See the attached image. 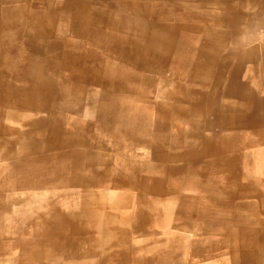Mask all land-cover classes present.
Returning a JSON list of instances; mask_svg holds the SVG:
<instances>
[{"label":"rangeland","instance_id":"1","mask_svg":"<svg viewBox=\"0 0 264 264\" xmlns=\"http://www.w3.org/2000/svg\"><path fill=\"white\" fill-rule=\"evenodd\" d=\"M69 2L0 0V264H264V137L257 143L253 132L232 119L238 129L231 131L234 149L192 154L220 130L158 109L168 108L158 87L173 90L185 105L204 107L219 93V82L224 91L235 88L231 74L216 66L219 58L225 71L230 64L216 57L215 35L234 31L216 24L214 17L222 15L216 14V0ZM241 3L253 22L240 25L238 38L243 33L241 38L259 45L264 16ZM32 18L44 22L45 42L29 39ZM81 28L91 30V41ZM100 33L111 36L110 44L123 39L143 49L134 61H124L99 46ZM63 51H90L85 65L123 80L124 89L108 93L99 87L90 97L75 93L70 72L57 61ZM256 73L250 82L263 97L264 72ZM237 98L225 95L217 105L244 119L250 101ZM39 120L59 126L70 135L62 139L72 142L58 144L55 133H37L42 130L32 124ZM14 131L31 132L32 143L13 141ZM233 157V166L217 167L218 160ZM249 165L257 176L250 182ZM230 171L244 189L252 188L250 196L233 189ZM153 178L155 184L141 192L122 186L124 180ZM254 185L262 190L257 193ZM123 249L126 261L116 258Z\"/></svg>","mask_w":264,"mask_h":264},{"label":"bare ground","instance_id":"2","mask_svg":"<svg viewBox=\"0 0 264 264\" xmlns=\"http://www.w3.org/2000/svg\"><path fill=\"white\" fill-rule=\"evenodd\" d=\"M69 1L70 0H68V2ZM69 5H71V7L74 6L73 4H69ZM75 7H78V6H75ZM134 7L136 9H133V12H136L137 9H138L137 5L135 4ZM226 8L227 9H231L230 10L231 12L235 11L234 5L233 6H227V7L226 6L225 7H221L220 6V8H218V9H221L219 11V13H226V12L222 11L223 9H226ZM84 9H85V5L78 7V10H84ZM66 12H67V9L65 8L60 13V15L65 16ZM242 16H243V14H234V15L222 14V15H220V17H216V16L214 17V20H215L216 24L219 23L220 25H225V26H227L229 28L231 26H233L232 28L234 29V31H229V32L228 31L227 32L220 31L221 33L218 35V37L215 35L214 39L218 40L217 42H220L221 39L225 41L223 43L221 42L222 43V47L230 44L229 40H231V39H233L232 41H235L234 43L236 45L249 44L250 40H248L247 38H241L243 33H241L239 35L240 38H238V33H237V30L235 29V27H238L239 25H242V24H243L242 26L248 27V25H249L248 21L244 20V18ZM215 18L217 19V21H216ZM31 22L32 23L30 25L29 39H34V40L39 39L42 42H45L46 40H48L49 36L46 34V31H44V29H45L44 22L42 20H37L36 18H32ZM18 24L17 25L19 26V28H21V23H18ZM85 30L86 29L81 28V32L82 33H84ZM21 31H22V29H18L17 30V32H19V33ZM88 32L90 33V41H91V34L92 33H91V30L89 31V29L87 28L86 34H88ZM109 34L111 35V33H109ZM106 35L107 34L100 33V34H98L96 36V38L100 42L99 46H102L104 51H109V52L113 51V52L118 53L119 56H122L125 59L124 61H127V62L134 61L136 56H138V54L140 53V50L143 49L135 41L134 42L133 41H129V42L127 41L126 42L123 39H121V40L117 39L118 40V41L116 40L117 42L110 44V42H113L114 40H111V36L107 37ZM234 36H235V39H234ZM216 40H215V42H216ZM28 44H30V43H28ZM212 47H213V45H212ZM36 52H39V51H36ZM250 52H251V55H255V51L254 50L253 51L250 50ZM59 55L60 56H58L57 61L60 60V62L64 66V68H66V70L70 72L69 81H70L71 87L74 88V92L75 93H82V94H85V96L90 97L91 92L93 94L96 90H98L99 87L102 89V91H103V89H106L108 93L112 89H117V90H118V88H120L121 90L124 89L123 80H121V79H113L111 77H107L106 75H104V73L101 71L100 68L92 66V65L90 67H89V65L88 66L85 65V60L88 57L91 56V52L90 51H88L87 54H82L81 52H76V51H63V52L59 53ZM244 56H246V55H244ZM71 72H72V75H71ZM121 82L123 84H121ZM145 83L147 85H149V86H152V85L154 87L157 86L155 84L156 81L152 82L153 84L149 83L147 81H145ZM103 84H105V85H103ZM176 89L178 90V88H176ZM32 90L34 92H36V93H39V91H40L39 89H35V88H32ZM158 90H159L158 92L161 95L160 97L163 98L165 100V102L167 101V103H163V104H166L168 106L167 109L166 108L164 109V106L162 104L158 106L159 113L163 114L164 116L167 115L170 111H173V110L178 112L179 114L183 115V117L188 114L189 118L191 120H193V124L196 125V126H198V125L200 126V125L204 124L203 121L204 122L206 121V123H209L210 126L208 127V129H210L212 127L221 128L220 124L228 126L229 123H233L234 122V123L238 124V122H239V120H236L235 118H229V114H227V113L222 116L224 110L222 109V107L220 109V107L217 105V104L221 105V103H220L221 99H220V97H217L215 94H213V95H211L209 97L212 100H209V99L207 100L209 106L206 105L204 107L203 105H199L198 106L197 104L194 105L193 103H192L193 105H189V104L185 105L186 103L183 104L184 102H187V101L183 102V100H182V102H180L179 101L180 99H178V96L176 95V93L173 92V90L170 91V89H166V88L162 89V87L161 88L158 87ZM180 94L182 95V93H180ZM93 97H94V95L91 97V99H93ZM183 99H184V97H183ZM191 102H192V100H191ZM156 107L157 106H154V110L157 109ZM225 111H227V110H225ZM232 113L233 114H237V112L236 113L232 112ZM245 114L246 113H244V115ZM255 115H256V113H255ZM257 117L261 119L260 121L258 120V122H260V124L259 125H254L253 127H250V128H252V130H254L255 132H256L257 129L261 130V128H262L261 134H260V136H258L257 143H259L263 139V135H264V125H263L264 120H263L261 115H258ZM220 119H222L223 121H220ZM232 119H235V121H233ZM217 123H220V124H217ZM32 125L33 126H38V128L36 130H42V131L37 132V133H41L43 135H51L52 133H55V137L58 139V144H60L59 142L61 140L67 142L68 145L72 142V141H70V139L69 140L67 139V141H66V139H62L64 136L66 138H70V135L62 133L63 130L59 126L56 127L55 125L48 124L45 120H39L35 124H32ZM239 126L243 127V125H239ZM47 131H49V133H47ZM33 136L34 135L31 132H27V133H23L22 132V133L19 134V133H17V131H14L13 132V136H12V140L13 141L14 140H16V141L18 140L17 142L20 143L22 146H28V144L32 143ZM202 140H203V145H202L201 149L199 148L198 151H194L192 154H198L200 156H201V154H212V156H214L216 154H228L232 149L235 148V146L230 145V142H231L230 140H226V139L220 138L217 135L216 136H212V137H208V138H203ZM83 147H84V145H80V150ZM85 147H84V149H88L89 152H93L91 146H89V145L87 146L86 145ZM100 150H104V148H98L99 152H100ZM226 152H228V153H226ZM100 154H102V153L100 152ZM234 163H236V157L229 158L228 160H224V161L218 160V163L216 165H217V167H220V168L222 167L223 168L225 164H229V167H231V166H233ZM254 167L255 166H253V167L250 166V168H249V170L247 172V175H246V181L250 182L253 179V177L256 176V171H254ZM261 170L263 171V173H261L262 175H259V178L261 177V178L264 179V167ZM232 171H235V170H232ZM232 171H230V174H228V177H227L230 185L233 187L234 190H236L237 193H244L246 195V197L250 196L251 195L250 192H251L252 188L244 189V187L241 185L242 183L240 184L239 182L236 181V179H235L236 174L234 172H232ZM171 172H172V170H171ZM153 180H154V178H153ZM153 180H146V181H141V180L139 181L138 180V181H135L134 183L129 181L130 184L128 183V180H124V183L122 184V186H127V188L125 187L126 190H130L131 189V190H135L136 192H138L139 189L143 185H153V184H155L156 180H154V181ZM119 181H120V179H119ZM255 186H257V185H254V189L258 191V192L256 191L257 193H259V191L262 190L261 187L259 185L257 187H255ZM123 189H124V187H123ZM139 192H141V191H139ZM260 195H261V193H260ZM257 196H259V195H257ZM48 211H49V208H46L44 210L45 215H46V213ZM127 219H129V218H127ZM128 223H129V221H128ZM115 233H116V235L119 234V236L121 238L125 237L124 232H121V230H117ZM197 240L198 239H196V240H194L192 242L193 243L195 242V244H196ZM193 243H191V244H193ZM133 248H134L133 251H136V248L134 246H133ZM116 258L118 260L125 259V261H126V252H125V250L123 249L120 252V254H118V256H116Z\"/></svg>","mask_w":264,"mask_h":264},{"label":"crops","instance_id":"3","mask_svg":"<svg viewBox=\"0 0 264 264\" xmlns=\"http://www.w3.org/2000/svg\"><path fill=\"white\" fill-rule=\"evenodd\" d=\"M246 3H247L246 9L247 8L249 9V7H250V9L251 8H252V10L254 9V11H256L260 16L262 14L264 16V0H260V1L259 0H246ZM233 5L235 7L234 12H231L230 11L231 9L226 8V9L222 10L226 13H219V10H221V9H218V11H216V14H228V15L243 14L246 16V21H248V24L250 26L253 21L248 15H246L244 12H242L241 0H223V1L216 0V8H220V6L221 7H225V6L227 7V6H233ZM243 9H245V8L243 7ZM263 23H264L263 19H260V24H263ZM235 29L239 30V31L242 30V28H240V25L238 27H235ZM226 46H227L226 48H221L222 43L217 42L216 47H215L216 48V57H218V55H219L225 62L230 64V65H228L229 71H225L224 69H222V66L224 64H220V60H219L220 58L219 57H218L219 59H216V66L218 67V71L220 73L221 72L222 73L223 72H229L231 74L230 77H232V79H233L232 82H233L235 88L230 89V90H228V88H226L227 91H224L225 85H223L222 82H219L218 84H216V90H218V92H219L218 94L216 93V96L220 97V99H223L224 96L226 95L228 97V99L235 100L237 98L236 95H238L239 98H237V100H239L241 102L250 101L249 110L246 109L247 111H245V109H243L244 111H242V113H243L242 115H244V113H246L244 115L245 116L244 119L250 118L251 120L250 119L244 120L243 118L237 119V120H239V122H238L239 125H243V127L241 126V128H243L245 130H249L246 132H253L254 137L257 138L258 136H260L262 128H261V130L257 129L255 132L250 127H253L254 125L260 124V122L257 121V120H259V118L257 117L258 115H261L263 120H264V96L262 97L261 93L254 91V90H257V88L250 81H255L257 79L256 78V75H257L256 71H260V69H261V73L264 72V42H261L259 45H256L253 43V40H251V42L249 44H246V45H236V44L232 43V44H228ZM250 50L251 51L254 50L255 55H251ZM244 55H246V56H244ZM236 77L239 78L240 80L245 79L247 82H243V80L241 82H239L240 80L237 79ZM258 85L262 86L260 81H258ZM240 92H241V94H240ZM223 110H224V112H223L222 116L227 113V114H229V118H235L236 119L237 115H239L241 117V114H233L232 112L236 113V110L231 109L230 107L227 109V111H225V109H223ZM255 113H256V115H255ZM217 124H220V123H217ZM220 125H221V128H217L220 130V133L216 134V135L218 137L226 139V140H231V131L238 130L237 128L233 127L231 125V123H229L228 126L222 125V124H220ZM263 125H264V122H263ZM263 137H264V135H263Z\"/></svg>","mask_w":264,"mask_h":264}]
</instances>
